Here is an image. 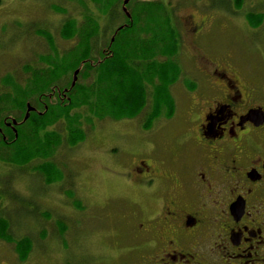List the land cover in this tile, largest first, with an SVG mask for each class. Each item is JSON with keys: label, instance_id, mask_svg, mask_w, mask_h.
Instances as JSON below:
<instances>
[{"label": "rangeland", "instance_id": "rangeland-1", "mask_svg": "<svg viewBox=\"0 0 264 264\" xmlns=\"http://www.w3.org/2000/svg\"><path fill=\"white\" fill-rule=\"evenodd\" d=\"M79 1L0 0V95L11 91L12 84L4 83L5 78H14L15 84L24 87L28 79L24 67L42 66L39 59L53 54L47 34L60 54L74 46L76 39L61 38L67 18L76 19L79 26L86 9L96 16L100 24L96 44L99 49L125 22L119 3L117 19L108 27L107 18L99 12L101 5L91 0ZM162 1L179 35L176 58L181 75L171 88L176 104L172 114L155 121L148 128L149 134H154L161 122H173L182 114L180 106L187 101L180 94H183L186 78L193 79L192 73L202 69L197 56L213 60L218 68L228 66L230 70L251 72L264 83V0H244L239 7L232 0ZM249 13L262 14L258 25L247 18ZM189 15L201 23L202 28L200 34L192 38L187 33ZM27 25L36 28L28 29ZM72 76L73 73L68 75L69 80ZM78 79L79 83L85 80L81 76ZM261 89L264 90V86ZM5 111L0 115H18L11 109ZM78 113L81 115L80 111ZM82 116L84 140L73 147L63 144L53 154L52 160L62 174L60 181L45 184L43 176L34 170L42 162L39 159L21 167L0 161V221L8 222L7 234L15 241L27 237L32 242V250L22 264H107L108 251L112 248L109 227L127 225L118 212H113L112 205L120 201L128 189L109 175L105 167L114 156L122 158L130 148H137L138 153L148 147V142L141 138L147 133H141L144 116L120 121L91 118L90 122H85L89 116L86 109ZM171 116L173 118L167 121ZM65 128L66 124L59 122L49 127V131L59 132ZM158 143L164 144L155 139V147ZM99 253L103 255L100 261ZM0 264H20L14 242L0 239Z\"/></svg>", "mask_w": 264, "mask_h": 264}, {"label": "flooded vegetation", "instance_id": "flooded-vegetation-1", "mask_svg": "<svg viewBox=\"0 0 264 264\" xmlns=\"http://www.w3.org/2000/svg\"><path fill=\"white\" fill-rule=\"evenodd\" d=\"M187 19L188 35H199L201 23ZM196 58L182 114L154 134L141 127L148 147L105 167L128 189L112 205L127 225L109 227L107 264H264V83ZM57 89L48 104L64 101Z\"/></svg>", "mask_w": 264, "mask_h": 264}, {"label": "trees", "instance_id": "trees-1", "mask_svg": "<svg viewBox=\"0 0 264 264\" xmlns=\"http://www.w3.org/2000/svg\"><path fill=\"white\" fill-rule=\"evenodd\" d=\"M91 1L101 5L99 12L107 18L108 27L117 19L118 3L125 19L100 49L96 47L100 24L86 9L79 26L73 18H67L62 26V39L77 40L72 48L60 54L47 34L53 54L39 59L42 66L24 67L26 85L15 84L14 78L3 80L12 85L11 91L0 95V113L11 109L18 115H0V161L21 167L41 160L34 170L47 185L62 177L52 160L54 152L63 144L73 147L85 138L83 109L89 113L85 122L91 118L120 121L143 114V127L150 128L159 118L169 117L175 107L171 88L181 75L176 58L180 41L167 5L162 0H129L126 4L125 0ZM232 1L239 7L244 0ZM261 15L249 13L247 18L256 26ZM72 70H81L73 86L72 77L68 78ZM79 76L85 79L82 83ZM66 79L68 83H62ZM55 87L62 91L64 101L48 104L47 95ZM27 104L33 111L25 118ZM12 121L16 122L13 130L5 125ZM59 122L66 128L49 131ZM7 223L0 221V239L14 242L22 264L32 250V242L27 237L15 241L7 234Z\"/></svg>", "mask_w": 264, "mask_h": 264}, {"label": "water", "instance_id": "water-1", "mask_svg": "<svg viewBox=\"0 0 264 264\" xmlns=\"http://www.w3.org/2000/svg\"><path fill=\"white\" fill-rule=\"evenodd\" d=\"M128 1H129V0H125V1H124V4H126ZM77 74H78V70H76V71L74 72V74H73L72 86L74 85V82L76 81V75H77ZM31 111H33V108H32L29 104H27V106H26V116H25V118L28 117V115H29V113H30ZM254 114H257V113H256V112H252V113H251V115H254ZM12 122L14 123V125L16 124L15 121H12ZM5 125H6V126H10L8 123H6Z\"/></svg>", "mask_w": 264, "mask_h": 264}]
</instances>
